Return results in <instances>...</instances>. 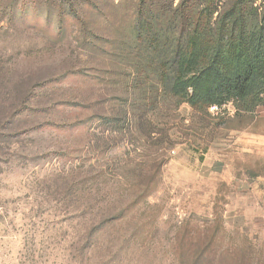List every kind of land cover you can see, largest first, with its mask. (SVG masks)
Wrapping results in <instances>:
<instances>
[{"label":"rangeland","instance_id":"374dc122","mask_svg":"<svg viewBox=\"0 0 264 264\" xmlns=\"http://www.w3.org/2000/svg\"><path fill=\"white\" fill-rule=\"evenodd\" d=\"M183 1L0 0V264H264V104L173 94Z\"/></svg>","mask_w":264,"mask_h":264},{"label":"trees","instance_id":"16d2710c","mask_svg":"<svg viewBox=\"0 0 264 264\" xmlns=\"http://www.w3.org/2000/svg\"><path fill=\"white\" fill-rule=\"evenodd\" d=\"M141 1L138 21L146 13ZM250 8V0H236L228 8L222 0H184L175 10L184 20L178 48L171 52L176 97L197 110L229 101L264 104V8L256 23L258 9L254 14ZM137 31L143 37L139 25ZM106 120L112 123V117Z\"/></svg>","mask_w":264,"mask_h":264},{"label":"built area","instance_id":"2783aa9c","mask_svg":"<svg viewBox=\"0 0 264 264\" xmlns=\"http://www.w3.org/2000/svg\"><path fill=\"white\" fill-rule=\"evenodd\" d=\"M213 108H217V106H212Z\"/></svg>","mask_w":264,"mask_h":264}]
</instances>
